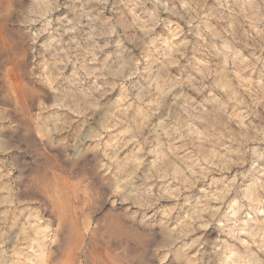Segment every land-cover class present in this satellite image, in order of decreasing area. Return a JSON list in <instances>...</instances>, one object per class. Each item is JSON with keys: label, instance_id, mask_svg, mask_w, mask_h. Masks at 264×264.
I'll list each match as a JSON object with an SVG mask.
<instances>
[{"label": "clouds", "instance_id": "9594fccd", "mask_svg": "<svg viewBox=\"0 0 264 264\" xmlns=\"http://www.w3.org/2000/svg\"><path fill=\"white\" fill-rule=\"evenodd\" d=\"M0 264H264V0H0Z\"/></svg>", "mask_w": 264, "mask_h": 264}, {"label": "rangeland", "instance_id": "374dc122", "mask_svg": "<svg viewBox=\"0 0 264 264\" xmlns=\"http://www.w3.org/2000/svg\"><path fill=\"white\" fill-rule=\"evenodd\" d=\"M8 69H5V72H4V77H5V80L7 81L8 79ZM13 79L15 80V76L13 77ZM16 85L17 87L19 86V81H16ZM9 86H11V82H9Z\"/></svg>", "mask_w": 264, "mask_h": 264}]
</instances>
